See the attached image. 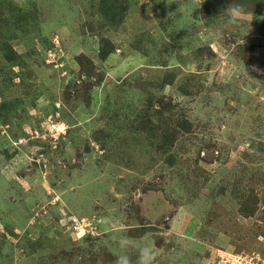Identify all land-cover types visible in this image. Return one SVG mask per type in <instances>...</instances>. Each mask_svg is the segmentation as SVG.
I'll use <instances>...</instances> for the list:
<instances>
[{"label":"rangeland","instance_id":"obj_1","mask_svg":"<svg viewBox=\"0 0 264 264\" xmlns=\"http://www.w3.org/2000/svg\"><path fill=\"white\" fill-rule=\"evenodd\" d=\"M205 1L0 0V264H264V13ZM163 97L193 126L173 167L133 129Z\"/></svg>","mask_w":264,"mask_h":264},{"label":"trees","instance_id":"obj_2","mask_svg":"<svg viewBox=\"0 0 264 264\" xmlns=\"http://www.w3.org/2000/svg\"><path fill=\"white\" fill-rule=\"evenodd\" d=\"M102 3V12L104 18L110 20L114 24L120 16L123 14L118 12L117 7L118 0H100ZM231 5L241 6L245 15H262L264 13V0H230ZM203 11L205 16L210 19L219 18L226 14L225 3L223 0H206L203 5ZM207 20V21H208ZM5 19L0 17V54L4 58L3 64L17 63L21 60V56L17 55L12 45L9 44L10 40L21 39L22 35L14 34L21 33L16 31ZM114 52V47L106 43L99 51V56L102 61H105ZM1 65V61H0ZM173 80L170 79L168 84L172 85ZM167 83H164L166 85ZM164 87V86H162ZM180 92L184 95L186 92L182 86L179 88ZM144 109H140L135 114L134 130L138 134H143L144 140L142 145L145 149L154 151L156 154L164 158V162L173 167L176 164V148H180L183 143L181 140L192 132L193 126L188 118L179 117L177 113V107L171 100H166L165 97L156 99L155 103L153 99H147ZM9 109L8 104L0 105V113H7ZM110 113V109L105 111ZM257 209V203L252 210ZM251 210V212H252ZM256 211V210H255ZM253 213L246 214L247 216ZM89 240V238H87Z\"/></svg>","mask_w":264,"mask_h":264},{"label":"clouds","instance_id":"obj_3","mask_svg":"<svg viewBox=\"0 0 264 264\" xmlns=\"http://www.w3.org/2000/svg\"><path fill=\"white\" fill-rule=\"evenodd\" d=\"M228 14V20L231 23H235L237 17L243 14V9L241 6H234V7H229L226 10ZM122 247H126L122 246ZM138 259H137V264H153L155 260V251L153 249V246L144 244L141 245L138 249ZM116 264H130V258L127 254L122 252L118 257H117V262Z\"/></svg>","mask_w":264,"mask_h":264}]
</instances>
